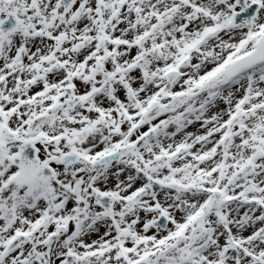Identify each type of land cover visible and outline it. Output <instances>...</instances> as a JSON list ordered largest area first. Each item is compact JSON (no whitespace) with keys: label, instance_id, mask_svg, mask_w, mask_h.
I'll return each instance as SVG.
<instances>
[{"label":"snow or ice","instance_id":"snow-or-ice-1","mask_svg":"<svg viewBox=\"0 0 264 264\" xmlns=\"http://www.w3.org/2000/svg\"><path fill=\"white\" fill-rule=\"evenodd\" d=\"M0 264H264V0H0Z\"/></svg>","mask_w":264,"mask_h":264}]
</instances>
